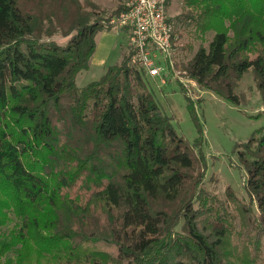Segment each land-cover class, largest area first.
<instances>
[{
	"label": "trees",
	"instance_id": "16d2710c",
	"mask_svg": "<svg viewBox=\"0 0 264 264\" xmlns=\"http://www.w3.org/2000/svg\"><path fill=\"white\" fill-rule=\"evenodd\" d=\"M29 1L0 0V228L11 224L0 231V264H40L50 255L57 264H105L98 247L91 251L99 243L119 264H264L258 239L235 231L227 205L264 233V128L237 150L250 202L227 188L223 203L202 186L203 153L176 132L131 50L77 86L96 35L121 6L103 19L82 16L76 3L63 24V0L49 13L45 0ZM184 1L195 33L213 31L181 65L184 74L239 104L235 87L251 69L264 99V0ZM45 21L74 33L59 44ZM247 238L250 249L241 245Z\"/></svg>",
	"mask_w": 264,
	"mask_h": 264
},
{
	"label": "rangeland",
	"instance_id": "374dc122",
	"mask_svg": "<svg viewBox=\"0 0 264 264\" xmlns=\"http://www.w3.org/2000/svg\"><path fill=\"white\" fill-rule=\"evenodd\" d=\"M20 1L30 4L29 0ZM45 1L44 10L49 13L54 0ZM62 3V13L59 17L63 24H66V21L77 10L76 3L81 9L82 16H86L87 12L95 11L94 13L103 19L121 6L120 0H63ZM68 8L69 10H67ZM188 9L184 0H168L167 14L172 19L178 34L174 39L173 57L177 63L176 69L179 71L178 77L170 72L164 75L162 81L159 76L149 77L144 73L146 84L153 92L161 110L170 118L176 132L187 140L195 152L203 153L206 169L202 186L223 203L227 201L225 192L227 188L232 189L239 201L249 203V197L244 189L246 172L240 163L237 150L241 149L239 144L246 142L253 133L264 128V99L255 86L251 69L242 76L235 87V92L244 97L239 104H233L219 97L212 91L199 86L193 79L184 74L181 65L190 59L200 45L206 47L213 35V31H207L201 38L195 33V28L192 27L189 19L183 16ZM44 25L50 28L51 33H53L48 39H53L59 44H64L69 36L74 33L72 32L67 36L63 35V30L56 22L48 25V22L45 21ZM42 38L45 40L47 36L44 35ZM95 42L96 48L89 64L91 68L78 72L75 78L77 86H84L98 79L102 69L119 62L122 56L130 50L129 32L119 29L111 23L96 35ZM101 59L104 60V64H101ZM185 93L194 102L199 127L202 131L201 135L198 133V126L188 111ZM199 136L201 139L198 141ZM115 167L117 174L122 167L121 165H115ZM227 205L234 215L235 231L242 230L247 235L250 231L251 237L256 236L259 241L260 256L264 257V233L257 234V231L249 230L256 228H252L247 220L239 215L230 201L227 202ZM252 209L254 215H258L255 204L252 205ZM100 217L101 221L104 222L105 218L102 213L99 214ZM87 225L86 229L92 231L93 225ZM9 227L11 224L1 227L0 231H7ZM241 242L239 243L243 248L250 249L249 238ZM95 247L103 252V255L100 253V258L105 264H119L111 248L102 243L94 244L91 248L92 253L99 250ZM44 258L40 259V264H45L46 261L48 264H57L53 255H50L48 259Z\"/></svg>",
	"mask_w": 264,
	"mask_h": 264
},
{
	"label": "built area",
	"instance_id": "2783aa9c",
	"mask_svg": "<svg viewBox=\"0 0 264 264\" xmlns=\"http://www.w3.org/2000/svg\"><path fill=\"white\" fill-rule=\"evenodd\" d=\"M121 10L110 23L129 32L132 61L149 77L175 74L173 30L168 0H120Z\"/></svg>",
	"mask_w": 264,
	"mask_h": 264
},
{
	"label": "crops",
	"instance_id": "0c3cea01",
	"mask_svg": "<svg viewBox=\"0 0 264 264\" xmlns=\"http://www.w3.org/2000/svg\"><path fill=\"white\" fill-rule=\"evenodd\" d=\"M104 60L103 59H101V64H104V62H103ZM89 68H91L90 66H89ZM105 69H106V67H105ZM105 69H102V72H100V74H99V77L103 74V72L105 71Z\"/></svg>",
	"mask_w": 264,
	"mask_h": 264
}]
</instances>
